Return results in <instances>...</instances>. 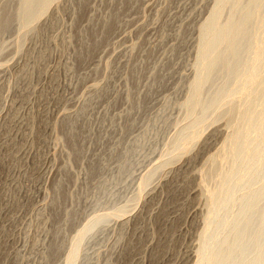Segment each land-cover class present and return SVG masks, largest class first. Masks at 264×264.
<instances>
[{"label":"rangeland","instance_id":"374dc122","mask_svg":"<svg viewBox=\"0 0 264 264\" xmlns=\"http://www.w3.org/2000/svg\"><path fill=\"white\" fill-rule=\"evenodd\" d=\"M18 1L0 0V11L14 13ZM80 2L54 3L22 50L18 22L0 33V264H66L77 231L123 206L126 215L85 239L75 264H196L208 207L201 173L228 121L204 128L189 154L131 200L188 124L180 104L214 2ZM65 121L80 134L77 154Z\"/></svg>","mask_w":264,"mask_h":264},{"label":"bare ground","instance_id":"6f19581e","mask_svg":"<svg viewBox=\"0 0 264 264\" xmlns=\"http://www.w3.org/2000/svg\"><path fill=\"white\" fill-rule=\"evenodd\" d=\"M58 1L19 0L12 14L6 9L9 6L1 9L0 33L18 22L23 32L19 43L22 50L29 35L37 33L34 24ZM213 2L209 16L198 29L196 71L188 81V96L180 104L188 124L162 149L161 162L140 180L131 201L135 204L142 198L152 177L189 154L204 128L224 119L228 121V132L221 149L205 164L214 169L201 173L205 192L202 191L206 193L203 195L209 204L205 200V230L199 236L203 244L199 245L196 264H264V0ZM85 3L80 4V11ZM108 22L104 33L109 31ZM85 53L79 54V61L87 56ZM70 121H65L64 129L73 153L77 154L81 148L76 144L80 134ZM237 190L242 194L233 197ZM113 209L101 212L68 241L66 264L80 260L85 239L97 227L128 211L127 206ZM56 246L51 247L53 251L59 249Z\"/></svg>","mask_w":264,"mask_h":264}]
</instances>
